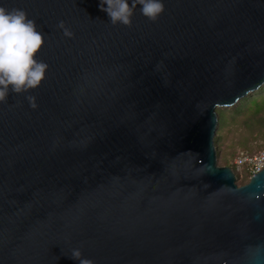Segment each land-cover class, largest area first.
<instances>
[{"label": "water", "instance_id": "obj_1", "mask_svg": "<svg viewBox=\"0 0 264 264\" xmlns=\"http://www.w3.org/2000/svg\"><path fill=\"white\" fill-rule=\"evenodd\" d=\"M162 2L123 26L100 0H0L48 65L0 103V264H264V169L238 186L214 145L216 110L264 86V0Z\"/></svg>", "mask_w": 264, "mask_h": 264}, {"label": "clouds", "instance_id": "obj_2", "mask_svg": "<svg viewBox=\"0 0 264 264\" xmlns=\"http://www.w3.org/2000/svg\"><path fill=\"white\" fill-rule=\"evenodd\" d=\"M137 5L141 6V14L153 22L164 11L162 0H131V5L128 0H100L99 10L107 13L110 24L131 26ZM58 27L71 38L72 33L62 21ZM43 44L44 35L24 10L0 7V103H7L10 92L25 94L40 86L48 68L36 59ZM26 99L30 107H37L34 96L28 95ZM69 258L79 264H94L91 259L83 258L79 249H73Z\"/></svg>", "mask_w": 264, "mask_h": 264}, {"label": "rangeland", "instance_id": "obj_3", "mask_svg": "<svg viewBox=\"0 0 264 264\" xmlns=\"http://www.w3.org/2000/svg\"><path fill=\"white\" fill-rule=\"evenodd\" d=\"M226 109L228 108L224 110ZM224 119L227 121L223 124L218 135L216 134L219 141L217 148V165L233 168V161L237 151L246 150L254 153L261 150L264 146V137H261L262 135L258 133V127H254L253 129L245 128L243 122H238L239 119L234 124L231 123L230 113H228ZM234 174L238 186L246 183V175H239L235 172Z\"/></svg>", "mask_w": 264, "mask_h": 264}, {"label": "trees", "instance_id": "obj_4", "mask_svg": "<svg viewBox=\"0 0 264 264\" xmlns=\"http://www.w3.org/2000/svg\"><path fill=\"white\" fill-rule=\"evenodd\" d=\"M216 113L218 116V125L216 128L217 132H215V136H214V145L216 148V153H217V148L219 144L218 136H216V134L218 135V132L222 128L223 124L225 123V121H227L226 119H224V117H226L228 113H230L231 123L234 124L239 119L238 122H243V126L245 128L253 129L254 127L255 128L258 127V133L262 135L261 137H264L263 135V132H264V86L259 88L254 93L241 99L233 107L231 108L229 107L226 110L218 109L216 110ZM231 169L234 171L235 169L234 164H233V168ZM247 182H248V179L246 180V183Z\"/></svg>", "mask_w": 264, "mask_h": 264}, {"label": "built area", "instance_id": "obj_5", "mask_svg": "<svg viewBox=\"0 0 264 264\" xmlns=\"http://www.w3.org/2000/svg\"><path fill=\"white\" fill-rule=\"evenodd\" d=\"M233 164L234 172L239 175H246L249 180L264 169V147L254 153L239 150L234 157Z\"/></svg>", "mask_w": 264, "mask_h": 264}]
</instances>
